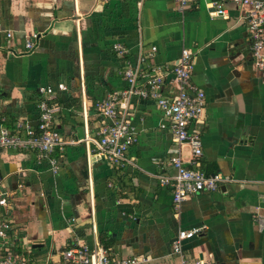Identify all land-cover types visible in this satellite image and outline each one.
I'll list each match as a JSON object with an SVG mask.
<instances>
[{
	"label": "crops",
	"instance_id": "obj_1",
	"mask_svg": "<svg viewBox=\"0 0 264 264\" xmlns=\"http://www.w3.org/2000/svg\"><path fill=\"white\" fill-rule=\"evenodd\" d=\"M207 2L181 10L178 0H0V125L36 126L39 87L51 86L62 106L54 120L62 136L98 138L96 102L125 89L128 59L137 62L154 45L145 74L173 67L190 47L191 80L206 94L200 157L161 126L156 100L139 97L131 99L137 140L128 151L137 166L93 162L84 141L57 152V171L37 150L0 148V190L8 200L0 222L7 218L17 231L20 257L70 264L63 250L84 244L146 257L140 264H181L172 242L180 228H194L183 241L189 264H264V79L240 9L228 3V16H212ZM34 32L39 38L28 50ZM172 79L167 75L166 94L175 89ZM177 154L224 182L176 208L173 186L158 176L176 174L170 158Z\"/></svg>",
	"mask_w": 264,
	"mask_h": 264
},
{
	"label": "built area",
	"instance_id": "obj_2",
	"mask_svg": "<svg viewBox=\"0 0 264 264\" xmlns=\"http://www.w3.org/2000/svg\"><path fill=\"white\" fill-rule=\"evenodd\" d=\"M200 0H178L181 10L199 3ZM207 7L212 16H228L227 4H235L246 20L247 31L251 39V57L260 76L264 79V0H207ZM1 28V22H0ZM8 36L13 33L8 31ZM38 33H32L26 39V48L35 47ZM115 49L121 55L127 49L116 43ZM157 46L147 56H153ZM195 51L190 47H183L180 57L173 67L153 66L145 74L143 64L146 55H141L137 62L128 59L124 69V78L128 86L108 97L96 102V107L103 117L98 129V138L67 139L55 127L54 120L61 110L57 100L56 90L51 86H40L43 95L38 107L40 116L36 126L28 122H18L15 127L0 125V148L8 150H37L41 156L49 159L54 171L59 167V155L68 144L84 141L93 162L103 161L110 165L137 166L133 157L129 156V148L136 142L135 127L131 122V99H154L163 112L162 127H169L172 139L177 145L188 144L195 157L203 153L202 127L205 120L206 94L204 90L191 80L193 70V56ZM173 75L175 89L165 93L167 75ZM60 89H67L61 84ZM58 152V153H57ZM177 172L175 175H159L160 182L173 186V200L176 208L191 195L201 191L217 190L225 178L219 174L205 172L187 167L180 154L170 158ZM0 204L8 205V200L0 190ZM17 231L7 218L0 222V264H30L28 260L19 256L14 247ZM197 234L194 228H180L172 242L174 252L179 254L181 264H189L184 257L183 241ZM15 250V251H14ZM62 256L70 264H140L147 260L141 255L118 257L112 255L107 248L96 245L89 248L84 244H76L63 250ZM194 264H212L198 259Z\"/></svg>",
	"mask_w": 264,
	"mask_h": 264
}]
</instances>
